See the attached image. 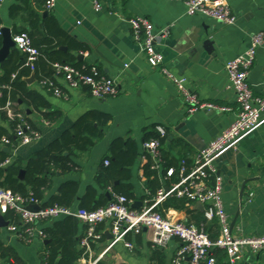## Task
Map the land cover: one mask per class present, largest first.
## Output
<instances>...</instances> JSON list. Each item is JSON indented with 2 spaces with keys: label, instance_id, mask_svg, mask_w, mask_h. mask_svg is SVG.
Wrapping results in <instances>:
<instances>
[{
  "label": "crops",
  "instance_id": "crops-1",
  "mask_svg": "<svg viewBox=\"0 0 264 264\" xmlns=\"http://www.w3.org/2000/svg\"><path fill=\"white\" fill-rule=\"evenodd\" d=\"M102 5L96 11L95 2ZM237 22L234 26H225L202 16H188L180 0H56L55 7L48 9L46 0H3L0 2V28H8L12 37L22 31L33 32L31 22L37 19L39 31L29 36L36 48L41 47L45 37H52L56 29L62 43L57 47L69 54L83 66H97L102 73L118 83L116 97L96 99L87 87L71 89L65 81L49 67L48 79H54L63 90V97H56L40 84L35 71L30 70L23 77L26 91L39 96L49 105L48 109L39 108L32 99L14 104V112L24 114L42 134L40 140L29 145H20L15 137L12 119L5 111L0 114V169L19 167L17 176L20 183L26 184L27 168L30 164H44L50 168L47 185L42 190L41 205L50 203L61 195V188L69 183L79 184L78 196L74 208H79L91 188L98 190L92 200L96 205L102 196L111 198L112 190L103 191L97 184V176L105 161L112 159L111 147L114 142L122 141L125 149L135 144L139 159L131 169L132 177L127 185L134 195L135 209L141 208L149 199V188L144 176L143 144L152 134L158 136L161 153L167 173L179 171L183 162L190 168L197 153L222 134L235 119L237 103L235 92L230 88L225 65L247 51L251 37L264 33V0H228ZM134 17H146L155 31L169 28V36L161 41L157 50L163 54L166 66L176 75L184 76L188 86L196 92L199 99L206 103L230 108L228 112L204 110L188 115L185 103L177 88L162 73L153 69L141 52L133 37L128 20ZM28 34V33H27ZM3 42V34H0ZM209 41L212 42L208 45ZM81 45L86 50L77 52L69 43ZM40 50V49H39ZM14 54V60L24 59L17 47H13L9 56L0 61V104L3 105V91L9 86L1 85L5 76L4 64ZM82 54L83 59H78ZM54 58L57 57L55 53ZM19 60V61H20ZM28 68L25 64L22 69ZM42 70V74L46 75ZM15 78V75L13 76ZM249 83L256 96L264 97V44L259 48L255 63L249 75ZM48 112H57L56 120L46 119ZM25 116V114H24ZM88 117L91 128L102 133L95 139V145L86 151L63 150L52 160L47 161L45 154L57 142H62L67 132L73 133L74 126ZM49 123V124H48ZM167 131L161 137L157 127ZM10 139V143H5ZM61 145V144H60ZM53 152V151H51ZM50 152V153H51ZM63 159H67L62 161ZM65 162V163H64ZM71 169L68 172L63 170ZM219 174L223 177V200L232 232L237 237L264 236V126L246 137L236 150L226 153L217 163ZM24 175L21 178V172ZM6 174L0 175L3 181ZM172 177L168 174L161 178L163 190L169 189L174 182L167 184ZM178 178V176H177ZM119 183L116 182L115 185ZM28 194L33 193L32 186L27 187ZM253 198L249 202V194ZM191 212L168 209L165 214L174 220L186 223L203 221L209 235H217L219 226L216 221L208 222L204 209L191 202ZM8 211L0 213L8 226L12 219L6 218ZM63 218L39 224L43 230L50 229L55 222ZM14 224H20V220ZM197 225V224H196ZM86 226L76 224L77 241L84 234ZM98 228L105 230V237L92 244V259H100L98 264H172L175 250L180 241L173 240L166 249H154L146 232L130 235L128 241L135 245L133 250L118 244L104 257L109 241L108 224ZM210 235V236H211ZM46 239L36 238L31 242L11 233L8 227L0 230L1 247L7 249L5 255L0 251V264H46ZM80 249V244H77ZM85 262H88V258ZM78 264H84L82 258ZM239 264H264V252L246 251Z\"/></svg>",
  "mask_w": 264,
  "mask_h": 264
},
{
  "label": "built area",
  "instance_id": "built-area-1",
  "mask_svg": "<svg viewBox=\"0 0 264 264\" xmlns=\"http://www.w3.org/2000/svg\"><path fill=\"white\" fill-rule=\"evenodd\" d=\"M180 1L184 3L188 16H202L225 26H234L237 22V16L228 0ZM55 2L56 0H46L47 8H54ZM94 7L96 11L102 9V5L97 1ZM128 23L134 40L146 56L148 64L160 71L177 88L188 115L204 110H214L220 113L231 111L230 108L201 101L196 92L188 86L187 78L176 75L166 66L165 58L157 50V46L169 36V28L155 31L153 24L146 17H134L129 19ZM1 32L0 28V34ZM13 41L17 49L26 56L25 65L35 71V63L41 52L33 46L29 35L24 32L19 33L13 37ZM263 44V32L253 35L247 51L226 63L229 85L235 92L237 103L235 119L230 127L197 153L190 168H187L183 162L178 171V181L168 190L159 191L155 198L145 201L139 209H135L134 201L126 196L114 195L110 204L90 211L84 208L58 205L43 207L32 193L23 196L0 186V213L13 211L20 220V224L9 225L8 230L19 238L31 242L36 238L46 239V233L39 224L63 217H74L86 226L80 239V247L84 249L82 258L84 264H98L100 260L92 259V244L103 239L105 230L98 229L102 224L109 225L108 231L112 239L100 258L118 244H123L127 249L133 250L135 245L128 241L127 237L144 232L154 249H166L173 240L180 241L172 264H217V259L213 254L215 249L225 252L227 264H239L246 251L264 252V236L237 237L233 234L223 200V177L217 168L221 157L236 150L246 137L264 126V97L256 96L249 83V75L257 52ZM52 68L69 88L87 87L92 97L96 99L116 97L119 93L116 80L102 73L97 66L78 68L69 64L55 63ZM40 84L54 96H64L63 90L56 81L45 79ZM14 104L8 98L4 105L0 104V114L5 111L12 120H18L14 134L18 143L29 145L40 140L41 132L34 128L23 114L13 111ZM157 130L161 137L167 135L163 126H158ZM4 142L10 143L11 140L5 139ZM143 147L144 160L147 161L150 157L153 162L152 169H160L162 162L160 141L158 139L148 140ZM105 165H109V161H105ZM174 173V170H170L167 174L172 177ZM171 196L186 199L192 203H201L204 207L205 220L218 223L217 239H211L204 225L198 227L177 221L160 212L159 207ZM253 196V193L249 194V202ZM31 205L38 206L39 210L32 211L29 209ZM87 258L88 262H85Z\"/></svg>",
  "mask_w": 264,
  "mask_h": 264
},
{
  "label": "trees",
  "instance_id": "trees-1",
  "mask_svg": "<svg viewBox=\"0 0 264 264\" xmlns=\"http://www.w3.org/2000/svg\"><path fill=\"white\" fill-rule=\"evenodd\" d=\"M36 21L37 19L31 22V28L33 32L40 30V26ZM23 32L28 33L29 36L33 35V32L30 34L29 31H22L20 33ZM60 38L61 36L59 32L54 29V31H52V37H45L42 40L41 47L39 48L41 55L38 61L35 63V74L40 82L48 79L47 71L49 67L53 66L55 63H59L62 65L69 64L78 68H81L83 66V63L77 62L75 58L70 57L69 54H64L62 51H59L57 49V47L62 43V40ZM2 44V38L0 36V48L2 47ZM69 47L77 52H84L86 50V48H84L83 46L74 45L72 42L69 43ZM55 53H57L56 58H54L53 56ZM14 57V54L11 55L8 62L4 64L5 76L1 79V85L9 86L10 89H5L3 91V105L6 103L8 98H10L15 104L18 105L20 102L24 103L26 101V97H28L29 99H32L37 103L38 110H40L39 108L48 109L49 105L42 101L39 96L27 92L25 89L26 83L23 81V77L27 76L31 69L30 67L22 70L20 68L25 64L26 56H23L24 59H19L20 61H16V59L14 60ZM42 70L47 74L43 75ZM14 75L15 78H13ZM24 114L25 117H27L26 113ZM45 117L49 120H56L59 117V113L48 112L46 113ZM26 119L30 123V120L28 118ZM30 124L34 128H36L32 123ZM12 125L13 129L15 130L18 126V120L13 119ZM82 135H89L90 138L95 137V139H97L101 137L102 133H100V131L96 128L90 127L88 123V117L81 119L74 126L73 133L67 132L64 135L62 142H57L54 146L51 147L49 151H46L45 154L48 157L47 161H51L53 159V156H51L52 153L57 156V154L62 152L63 150L73 152L75 150L86 151L95 145V139L93 140L90 138H83V143H81L80 137ZM151 139H158V136L152 134L150 137H148L147 141ZM125 146L127 145H125L122 141H116L113 143L111 147V153L113 157L112 159H110V164L108 167H104L97 176V184L99 185V188L106 192L109 190V188H111V190L113 191L111 194V198L109 199L107 196H102V199H99L96 205H92V200L98 194V190L95 188H91L88 190L86 197L84 199H81L79 208L93 211L101 207H105L112 202V200L114 199V195L126 196L131 200L134 199L131 187L127 185V182H129L132 177L131 169L139 159V154L137 153L138 151L135 144H130L126 149ZM161 157V168L158 170L152 169L153 162L150 157H148V160L144 165V176L147 180V187L150 190L149 196H147L149 200L155 198L158 192L163 190L161 178H165L167 176V167L164 166L162 153ZM65 160L67 159H63L62 161ZM70 170L71 169L69 168L63 171L68 172ZM19 171V167L15 166H11L6 170L0 169V175L3 176L4 174H6V177L3 181L0 179V186L23 196L28 195L27 187L32 186L33 196L38 201L42 202L44 195L42 190L46 187L47 182L46 179H43L40 176L47 174V172L50 171V168L44 164H40L38 166L36 165V163L30 164L27 168V187L19 182L17 178ZM177 175L178 172L174 173L173 178L169 182H167V184L170 185L171 182L176 183L178 181ZM116 182H118L119 184L115 185ZM78 191L79 184L75 182H69L61 188L60 196L55 197L50 203L42 206L50 207L58 205L62 207H74L75 201L78 196ZM190 206L191 202L187 201L186 199L171 196L163 202V204L159 207V211L165 213L168 209L174 208L190 213ZM6 218L7 220L12 219L13 224L19 220V217L13 211H8ZM78 221L79 220L74 217H64V220L55 222L50 229L44 230L46 233V240L49 241L45 246L47 254L46 264H78L79 260L84 257V249L76 248L77 244H80L77 241V236L75 235L76 224L78 223ZM202 223L203 221L198 220L195 224H188H197L196 226L201 227ZM98 229L101 230L100 228ZM207 232L210 231L207 230ZM218 235L219 232L217 235H211L210 237L212 240H216ZM0 251L3 255L8 252L6 248L1 247V244ZM213 254L217 259V264H227L226 254L224 251L215 249L213 251Z\"/></svg>",
  "mask_w": 264,
  "mask_h": 264
},
{
  "label": "water",
  "instance_id": "water-1",
  "mask_svg": "<svg viewBox=\"0 0 264 264\" xmlns=\"http://www.w3.org/2000/svg\"><path fill=\"white\" fill-rule=\"evenodd\" d=\"M2 34H3V44H2V47L0 48V61L6 59L9 54H10V51L13 47H15V43L13 41V37H12V34H11V31L10 29L8 28H4L2 30ZM212 42L209 41L208 45H211ZM213 45H211L212 47ZM78 59H83V55L80 54L78 55ZM24 175V171L21 172V178L22 176ZM168 190V189H166ZM137 205H133V207L136 208ZM196 207H200V209H204L203 205L199 202L196 203ZM29 209H31L32 211H37L39 210V207L36 206V205H31L29 207ZM0 225L2 228H5V227H8V223L4 220L3 216L0 215ZM108 235L110 237V239H112V235L110 234V232L108 231Z\"/></svg>",
  "mask_w": 264,
  "mask_h": 264
}]
</instances>
